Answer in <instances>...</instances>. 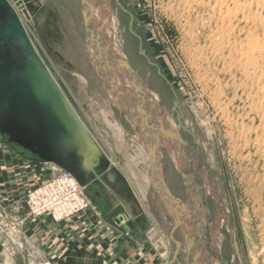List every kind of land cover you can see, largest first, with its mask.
I'll use <instances>...</instances> for the list:
<instances>
[{
	"label": "rangeland",
	"instance_id": "obj_1",
	"mask_svg": "<svg viewBox=\"0 0 264 264\" xmlns=\"http://www.w3.org/2000/svg\"><path fill=\"white\" fill-rule=\"evenodd\" d=\"M9 1L14 4V0ZM35 2L30 12L32 18L25 22L26 31L105 160L97 169L98 175L103 176L110 169H122L133 183L135 197L143 201L150 216V231L139 241L134 239L142 246L139 255L134 253V257H147L149 264H156L155 252L159 254V264H187L182 230H173L172 217L159 194L150 180L146 183L143 179L144 174L150 179L151 164L144 148L147 146L148 150L149 143L110 105L90 63L80 0ZM119 2L127 12L112 0L110 19H115V38L128 63L157 96L160 106L173 117L184 141L200 152L218 189L216 194L210 191L207 199L214 224L223 214L221 209L228 216L221 227L225 235L220 249L224 264H264V185L259 186L263 182V163L258 168L260 182H255L252 172L247 171L248 163L236 160L229 153L234 143L239 144L254 127L251 106L259 104L261 99L256 102L254 98L264 89V0ZM104 110L121 127L122 140L104 121ZM227 119L233 120L231 125L225 124ZM0 151L1 155L5 154V168L11 161L10 170H19V185H24L29 178L35 183L30 188L27 183L20 187L21 199L28 191L65 172L11 143L6 135L0 134ZM139 152L144 161L136 166L132 159ZM90 156L82 164L90 178L87 196L91 188L104 196L105 189L93 177L88 165ZM160 161L168 188L185 203L179 165L173 163L165 150ZM249 186L257 190V199L249 197ZM89 198L91 207L87 211L99 213L93 203L95 198ZM99 206L108 211L103 203ZM123 242L127 241L123 239ZM176 242L181 248L175 259Z\"/></svg>",
	"mask_w": 264,
	"mask_h": 264
},
{
	"label": "water",
	"instance_id": "obj_2",
	"mask_svg": "<svg viewBox=\"0 0 264 264\" xmlns=\"http://www.w3.org/2000/svg\"><path fill=\"white\" fill-rule=\"evenodd\" d=\"M101 1L92 3L91 0H80V10L90 63L102 84L105 96L110 105L149 143L148 150L145 143L142 144L150 159V182L159 194L167 213L172 217L173 230H182L184 234L187 264H203L207 258L217 264H224L221 252L211 241L217 222L214 224L211 218L207 199L210 191L216 194L210 173L202 161L200 152L193 149L180 135L173 117L159 102L156 103L157 107L155 106L152 92L127 59L116 60L110 56L94 25L93 16ZM115 2L127 12L119 0ZM14 4L17 8H25L22 0H14ZM26 8L28 9L29 5ZM24 14L29 20L30 16L26 10ZM123 76L127 79L123 80ZM125 81H128L130 92L134 94L131 95L134 97L131 102L124 90ZM58 107L72 124L77 137L72 136L67 140V131L61 127L59 121ZM154 108L156 109L153 110ZM152 110L170 116L175 124L174 129L168 128L163 121L158 120ZM85 132L84 125L70 110L63 93L35 50L12 4L9 0H0V134L6 135L11 143L21 146L41 161L61 167L72 174L82 186L87 187L90 182L88 172L77 160L70 158L72 155L79 160L86 158L90 150L96 152L94 141L92 143ZM74 137L78 143L81 140L82 145L71 151L72 147L69 148L68 141L73 143ZM170 144L176 146L175 152L183 160L178 162V172L185 187V203L171 193L163 178L160 161L162 150H165L175 163L170 153ZM98 156V167L91 169L96 180H100L97 169L105 164L102 155ZM180 158L178 159L181 160ZM107 180L121 192L132 195L127 180L119 171L109 173ZM221 211L224 212L223 209ZM180 215L188 220L182 222ZM137 221L146 223L147 218L140 214ZM114 222L118 227L129 231L122 216H117ZM180 248V243L176 242L175 259Z\"/></svg>",
	"mask_w": 264,
	"mask_h": 264
},
{
	"label": "crops",
	"instance_id": "obj_3",
	"mask_svg": "<svg viewBox=\"0 0 264 264\" xmlns=\"http://www.w3.org/2000/svg\"><path fill=\"white\" fill-rule=\"evenodd\" d=\"M1 154L0 151V264H149L147 257H134L142 247L134 239L143 238L150 231V216L143 201L135 197L133 183L122 169H110L100 175L104 196L91 188L89 197L95 198L93 203L99 213L87 211L69 221L37 219L28 215L25 197H20V187L26 183L28 188L34 186L33 179L19 185V170H10L11 161L5 168V154ZM115 171L126 178L132 195L107 180L109 173ZM101 203L108 211L102 210ZM140 214L146 216V223L137 221ZM117 216L123 217L129 231L115 224ZM153 255L159 264V254Z\"/></svg>",
	"mask_w": 264,
	"mask_h": 264
},
{
	"label": "bare ground",
	"instance_id": "obj_4",
	"mask_svg": "<svg viewBox=\"0 0 264 264\" xmlns=\"http://www.w3.org/2000/svg\"><path fill=\"white\" fill-rule=\"evenodd\" d=\"M96 0H91L92 3H94ZM11 3V2H10ZM12 4V3H11ZM225 4V3H224ZM237 4V3H236ZM239 4V3H238ZM12 7L15 9V11L17 12V14L19 15V17H21L20 15L23 13L20 8L16 9L15 6L12 4ZM224 10V9H222ZM235 10V9H234ZM111 11H112V0H102L101 1V5L100 7L95 10V13H94V25L96 27V32H99V34L101 35V38H102V43L104 44V46H106V48L108 49L109 51V54L111 57H113L114 59L118 60H124L126 57L123 53V50H122V47L121 45L119 44L117 38H115L116 36V32H115V23H114V20H111L110 17H111ZM242 12V11H241ZM230 15V12L229 14ZM224 16V15H223ZM222 16V17H223ZM109 18V19H108ZM111 20V21H110ZM232 20V19H231ZM241 21V20H240ZM226 22V21H224ZM224 24V23H223ZM98 30V31H97ZM119 38V37H118ZM120 41V40H119ZM121 43V42H120ZM254 47V46H253ZM256 49V47H255ZM254 50V49H252ZM262 51V50H260ZM247 54V53H246ZM118 58V59H117ZM258 62V61H257ZM256 62V63H257ZM252 63V62H251ZM256 66H258L256 64ZM262 67V66H261ZM256 73V72H255ZM124 75V74H123ZM260 75V74H259ZM260 78V77H259ZM124 79H127L126 76L124 77L123 76V80ZM56 82V81H55ZM57 84V83H56ZM128 81H125V92L127 93V97H128V100L131 102L134 97V94L130 92V87L128 86ZM263 85V84H262ZM261 85V87H262ZM58 86V84H57ZM59 87V86H58ZM260 87V88H261ZM60 89V87H59ZM127 89V90H126ZM257 89V88H256ZM261 91H258L260 92L258 95H256V97L254 98V101L258 102L257 100H259V98L261 99L259 104L257 105L256 104H252L251 106V112L252 114H254V118L251 119L252 121V124L254 125V127H252V129L250 130L249 134H245L244 137L241 138V140L239 141V144H236L234 143V147L230 149L229 153L231 155H234L236 160H240L244 163H248L249 167L247 169L248 173L250 174L252 172V175H253V178L255 179L256 178V181L257 182L261 176L259 175V172H258V168H259V165L261 163L262 164V172H263V175H262V181L261 182V185L259 186H263L264 185V89L261 88L260 89ZM60 91L62 92V90L60 89ZM257 92V93H258ZM63 93V92H62ZM64 95V94H63ZM132 95V96H131ZM130 96V97H129ZM152 98L154 100V103H155V106H156V103L158 102V98L155 94L152 93ZM136 97V95H135ZM65 98V96H64ZM65 101L67 103V105L69 106L70 110H72V108L70 107L69 103L67 102L66 98H65ZM219 106V105H218ZM157 107V106H156ZM156 108H154L153 110H155ZM58 110H59V121L61 122V127L64 128L67 132L66 134L68 135V138L67 140H70L72 136H76V133L75 131L73 130V126L72 124L70 123V121L67 119V117L63 114V112L60 110V108L58 107ZM152 110V113H155V111ZM221 111V110H220ZM103 112V111H102ZM74 113V111H73ZM157 115V118L158 120L160 121H163L165 123V125L170 128V129H174L175 127V124L174 122L172 121L171 117L168 116V115H165L163 113H161L160 111L158 112V110L156 111L155 113ZM75 115V114H74ZM76 116V115H75ZM103 119L104 121L106 122V124L108 126H110V128L112 129L113 133L119 138V139H123V132H122V129L119 125H116L112 122V120L110 119V115H109V112H106L104 110L103 112ZM247 116V115H246ZM245 116V117H246ZM77 118V116H76ZM244 118V116H243ZM78 119V118H77ZM226 119V118H225ZM231 119V118H230ZM79 120V119H78ZM236 120V119H235ZM245 120V119H244ZM80 121V120H79ZM233 121V120H231ZM231 121H229L228 119L226 120L225 124L226 125H231ZM242 121V120H241ZM81 122V121H80ZM246 122V121H245ZM256 122H259V125L255 126V123ZM82 123V122H81ZM244 123V122H243ZM83 124V123H82ZM236 124V122H235ZM242 124V123H241ZM240 124V125H241ZM251 124V123H250ZM258 124V123H257ZM84 125V124H83ZM112 125V126H111ZM242 126V125H241ZM251 126V125H250ZM85 128V126H84ZM241 130V128H240ZM85 131H86V128H85ZM242 131V130H241ZM240 131V132H241ZM243 132L246 133V130H244L243 128ZM86 135H87V131L85 132ZM242 134V133H241ZM77 137V136H76ZM74 137V141L73 143L71 141H68L69 142V148H71V151H75L78 149V147H81L82 145V141L80 140V142L78 143L77 141V138ZM87 137L89 138V140L91 141L90 137L87 135ZM138 139V138H136ZM138 140H141L140 138ZM67 142V143H68ZM92 142V141H91ZM94 145V144H93ZM95 146V145H94ZM96 147V146H95ZM149 148V147H148ZM175 148L176 146H174V144H170V153L174 156V158H176L175 162L178 164V162L180 163V161H183L180 157H178V153L175 152ZM139 149V148H138ZM100 154V151L99 149L96 147V152H93V150H90L89 154L86 156V158H91V162H89L88 160V165L90 167V169H95L98 167V161L100 160V156H98ZM101 155V154H100ZM180 158L181 160H179L178 158ZM238 157V158H237ZM70 158H73L75 160H77L79 162V164L82 166V164L84 163L83 160H85V158L83 159H76L74 156H70ZM183 158V157H182ZM143 160V155L141 152H139V154H136L135 156H133V159H132V163L135 164L136 166H139V163L140 161ZM144 161V160H143ZM179 165V164H178ZM180 166V165H179ZM105 167V166H104ZM254 172H256V175L254 174ZM50 173V172H49ZM55 173V172H54ZM238 173V172H237ZM47 178V177H46ZM126 179V178H125ZM144 181L147 183L149 182V177L147 174H144ZM260 182V181H258ZM216 187V186H215ZM220 189V187H219ZM264 190V188H262ZM218 191V189L216 190V192ZM212 192V191H211ZM221 192V191H220ZM248 192L250 193L249 197H253L254 199H257V195H256V192L257 190L256 189H252L250 186L248 187ZM211 194V193H210ZM221 195V193H220ZM213 197H216V196H213ZM218 198V197H216ZM220 199V198H219ZM217 200V199H216ZM215 200V201H216ZM221 204V203H220ZM251 207V206H250ZM184 216H181L179 217V219L182 221V222H185L184 220H188L186 219V217ZM218 219V222H217V227H216V230L215 232H213L212 234V237H211V241L213 242V245L216 246V248L218 249V251H221V244H223V241H224V236L222 235V232H221V227H223L224 224H226V222L228 221V216L224 215V212L222 214L221 217L217 218ZM250 235V234H249ZM254 245V244H253ZM252 250V249H251ZM254 250V249H253ZM254 254V253H253ZM203 264H217L216 261H213L212 259L209 261L208 258L206 259L205 262H203Z\"/></svg>",
	"mask_w": 264,
	"mask_h": 264
},
{
	"label": "built area",
	"instance_id": "obj_5",
	"mask_svg": "<svg viewBox=\"0 0 264 264\" xmlns=\"http://www.w3.org/2000/svg\"><path fill=\"white\" fill-rule=\"evenodd\" d=\"M86 188L69 172H61L28 191L24 198L25 208L32 218L50 217L54 221H69L91 207Z\"/></svg>",
	"mask_w": 264,
	"mask_h": 264
},
{
	"label": "flooded vegetation",
	"instance_id": "obj_6",
	"mask_svg": "<svg viewBox=\"0 0 264 264\" xmlns=\"http://www.w3.org/2000/svg\"><path fill=\"white\" fill-rule=\"evenodd\" d=\"M36 0H25V1H23L22 0V4H23V6H25V8L24 9H22L21 8V10H23L22 12V14L20 15L21 17V20H22V22H23V24H24V26H25V22H27V18H26V16H25V14H24V10H26L27 11V14L30 16V12H31V10H32V7H33V4L34 3H36L35 2ZM13 4V3H12ZM14 6H15V4H13ZM29 5V8L27 9L26 7ZM15 8L17 9V7L15 6ZM20 7H18V9H19ZM32 17L30 16V19H31ZM91 192V191H90ZM90 195H92V193H90Z\"/></svg>",
	"mask_w": 264,
	"mask_h": 264
}]
</instances>
